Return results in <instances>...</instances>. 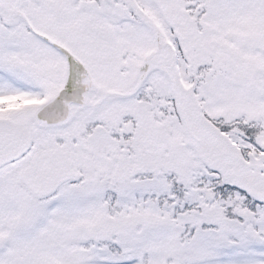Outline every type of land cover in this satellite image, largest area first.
<instances>
[{
	"label": "snow or ice",
	"instance_id": "1",
	"mask_svg": "<svg viewBox=\"0 0 264 264\" xmlns=\"http://www.w3.org/2000/svg\"><path fill=\"white\" fill-rule=\"evenodd\" d=\"M0 264H264V0H0Z\"/></svg>",
	"mask_w": 264,
	"mask_h": 264
}]
</instances>
